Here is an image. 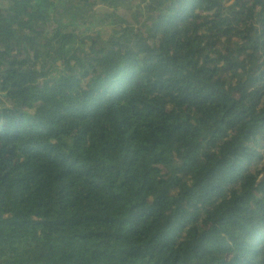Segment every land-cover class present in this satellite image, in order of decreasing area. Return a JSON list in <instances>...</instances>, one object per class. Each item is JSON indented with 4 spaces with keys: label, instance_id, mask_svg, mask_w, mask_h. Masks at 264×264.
Segmentation results:
<instances>
[{
    "label": "trees",
    "instance_id": "obj_1",
    "mask_svg": "<svg viewBox=\"0 0 264 264\" xmlns=\"http://www.w3.org/2000/svg\"><path fill=\"white\" fill-rule=\"evenodd\" d=\"M0 264H264V0H0Z\"/></svg>",
    "mask_w": 264,
    "mask_h": 264
}]
</instances>
